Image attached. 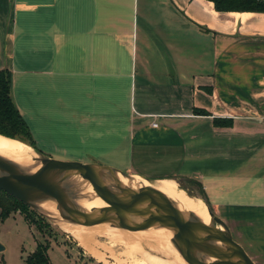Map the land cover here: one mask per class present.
<instances>
[{"label": "crops", "instance_id": "obj_1", "mask_svg": "<svg viewBox=\"0 0 264 264\" xmlns=\"http://www.w3.org/2000/svg\"><path fill=\"white\" fill-rule=\"evenodd\" d=\"M0 70L35 144L50 128L80 131L119 165L96 166L196 183L192 197L264 264V13L207 0H0Z\"/></svg>", "mask_w": 264, "mask_h": 264}, {"label": "water", "instance_id": "obj_2", "mask_svg": "<svg viewBox=\"0 0 264 264\" xmlns=\"http://www.w3.org/2000/svg\"><path fill=\"white\" fill-rule=\"evenodd\" d=\"M36 158L34 161L39 163L40 167L33 174L22 173L13 163L6 160L1 161L0 191L40 213L36 204L53 200L43 178L47 174H75L89 183L100 200L114 204L113 209L116 216L111 218L101 214H86L67 203L66 200L54 201L59 216L63 220L87 225L109 224L118 227L132 224L133 218L138 217L143 220L138 225L142 230L154 226L170 230L172 232L171 243L174 248L191 264H254L232 239L225 223L214 216L207 206V213L210 217L209 226L197 220L184 219L167 199L157 198L145 189L132 191L122 187L117 179V172L106 167L58 161L45 158L40 154H37ZM96 172L110 179L112 188L104 185L103 177L97 178ZM40 215L47 218L42 213ZM219 227L222 230H219ZM219 243L223 245L224 251L215 247V244ZM3 250L0 244V252ZM197 255L206 256L213 261L205 263L199 260Z\"/></svg>", "mask_w": 264, "mask_h": 264}, {"label": "bare ground", "instance_id": "obj_3", "mask_svg": "<svg viewBox=\"0 0 264 264\" xmlns=\"http://www.w3.org/2000/svg\"><path fill=\"white\" fill-rule=\"evenodd\" d=\"M37 155L27 145L0 136V162L9 161L17 166L20 172L25 174L35 173L40 164L34 159ZM107 172V171H106ZM97 178L103 176L100 172H96ZM104 178V177H103ZM102 178V182L109 188H112V181L107 178ZM49 188V195L53 200L41 201L36 204L40 213L48 219L56 222L61 228L71 234L80 244L85 245V239L88 236L105 234L113 239L121 241L127 248L139 255L146 264H191L185 260L171 243L172 232L161 227H151L147 230L139 228V224L143 222L142 218H133V226L128 228L111 227L109 224L87 225L80 224L76 221H65L60 216L56 209L54 201L63 202L73 205L75 208L86 214H101L108 217H115L114 204L103 202L100 200L87 181L82 180L75 174L58 175L47 174L43 178ZM117 179L120 185L132 191L145 189L150 194L157 198L167 199L173 207L186 220H197L204 225H210V217L207 213V207L202 200L189 196L185 193H178V185L173 180L149 181L138 177H131L117 173ZM219 230H222L219 227ZM154 235V236H152ZM156 236V237H155ZM141 239L143 243H141ZM165 242L168 248L163 249L166 253L159 252V242ZM167 241V242H166ZM144 248L165 257L160 259L155 256L148 255ZM215 247L224 251L222 244H215ZM197 258L205 263H210L213 259L203 255H197ZM159 259V260H156ZM158 261V262H156Z\"/></svg>", "mask_w": 264, "mask_h": 264}, {"label": "rangeland", "instance_id": "obj_4", "mask_svg": "<svg viewBox=\"0 0 264 264\" xmlns=\"http://www.w3.org/2000/svg\"><path fill=\"white\" fill-rule=\"evenodd\" d=\"M79 132L75 131L74 135L67 136L50 128V135L44 137L41 143H36V149L30 148L36 155L40 154L53 160L78 162L86 165L99 164L111 168L119 166L111 161V157L104 149L96 150L92 145L88 146L91 142L79 141V138L83 136ZM175 182L178 185V193L186 192L189 196L196 194V188L185 181ZM180 185L192 194L190 195L186 190L184 192ZM0 198H3L2 195ZM209 210L214 216L222 220L218 214H215L210 208ZM31 222L36 224L39 229ZM130 225L133 226L128 224L118 227L124 229ZM225 225L227 226L226 223ZM214 226L217 225L214 224ZM227 228L230 232L228 226ZM231 237L235 241L234 236L231 235ZM85 242V245L80 244L56 222L44 218L30 207L10 213L8 218L4 220L0 219V244L4 248L0 252V264H24V260L35 250L37 244L50 247L47 252L48 262L46 264H146L139 255L127 248L121 241L105 234L88 236ZM141 243H143L142 239ZM140 246L148 255L165 259L164 256L144 248L143 244ZM158 246L159 249L157 250L160 253L167 252L164 250L168 248L167 243L161 241Z\"/></svg>", "mask_w": 264, "mask_h": 264}, {"label": "trees", "instance_id": "obj_5", "mask_svg": "<svg viewBox=\"0 0 264 264\" xmlns=\"http://www.w3.org/2000/svg\"><path fill=\"white\" fill-rule=\"evenodd\" d=\"M214 4V8L218 12H262L264 13V0H207ZM12 76L8 70H0V136L11 139L20 140L19 142L35 148L34 140L31 136L30 130L19 114L11 97ZM199 115H205V112L195 111ZM216 122V121H215ZM226 125V122L222 123ZM21 142V143H22ZM36 149V148H35ZM186 183L196 185L194 182L185 181ZM180 188L187 190L180 185ZM200 188V187H199ZM202 194V191H201ZM0 219L8 218L10 213H13L21 208H29L20 203L16 199L10 197L4 192L0 191ZM191 195V194H190ZM203 196V195H202ZM41 217V216H40ZM34 226L33 222H31ZM37 227V226H36ZM37 229H39L37 227ZM48 245L37 244L35 250L24 260V264H46L48 262L47 252Z\"/></svg>", "mask_w": 264, "mask_h": 264}]
</instances>
